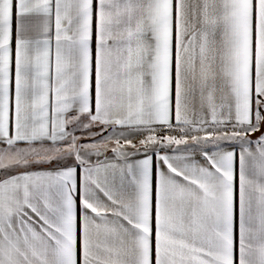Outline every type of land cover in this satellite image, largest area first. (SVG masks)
Listing matches in <instances>:
<instances>
[{
  "label": "snow or ice",
  "instance_id": "6c2138e0",
  "mask_svg": "<svg viewBox=\"0 0 264 264\" xmlns=\"http://www.w3.org/2000/svg\"><path fill=\"white\" fill-rule=\"evenodd\" d=\"M0 264H264V0H0Z\"/></svg>",
  "mask_w": 264,
  "mask_h": 264
},
{
  "label": "crops",
  "instance_id": "0c3cea01",
  "mask_svg": "<svg viewBox=\"0 0 264 264\" xmlns=\"http://www.w3.org/2000/svg\"><path fill=\"white\" fill-rule=\"evenodd\" d=\"M256 135H259V133H257ZM135 142V141H134ZM170 151V150H169Z\"/></svg>",
  "mask_w": 264,
  "mask_h": 264
}]
</instances>
